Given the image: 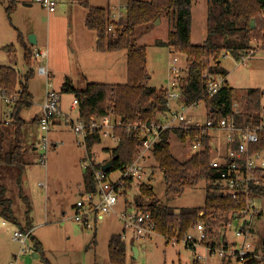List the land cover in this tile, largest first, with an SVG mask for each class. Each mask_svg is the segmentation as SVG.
<instances>
[{"label":"rangeland","instance_id":"374dc122","mask_svg":"<svg viewBox=\"0 0 264 264\" xmlns=\"http://www.w3.org/2000/svg\"><path fill=\"white\" fill-rule=\"evenodd\" d=\"M10 1L0 0V67L14 68L22 79L28 68L24 62V49L18 42V36L21 34L28 44L30 36H35L38 44L34 48L47 54L49 81L61 96L65 112L74 99L73 94L63 92L66 85H74L76 89L84 90L90 82L115 85L127 83V52L97 54L98 50L93 41L94 32L86 28L84 21V13L87 12L85 2L107 8L108 3L112 6L126 7L127 0H57V9L53 13H49L35 0H16V8L9 18L6 11ZM207 8L208 0H196L193 3L192 41L196 45L204 44L203 41H199V38L207 35ZM111 10L114 14L117 13L112 8ZM120 13L123 16L126 15L124 9H121ZM168 30V22L165 18L159 19V22H155L153 26H144L137 30L134 44L136 47H146L147 71L150 75L147 81L149 87L160 89L170 85L172 79L170 66L174 59L178 60L179 66L186 69L184 55L157 45L160 41H166ZM252 46L256 49V53L247 61L246 66L240 64L241 61L233 56L223 55L220 60L221 66L229 73L227 80L235 89L234 101L239 104L241 111L246 108L249 89H260L263 92L264 106V48L259 42H254ZM11 48L13 52L8 53ZM185 76L186 74L183 79ZM46 83L47 79L39 76L35 68L34 77L29 82L34 106L22 112L23 119L29 123L24 129L28 143L26 160L29 165L23 172L20 184L5 177L2 178V183L6 187L8 198L13 202L16 217L22 226H25L28 219L26 215L28 206L31 208L28 216L33 230L32 236L45 245L44 253L51 264H111L109 241L115 234L123 235L124 230L116 214L112 213L106 219L102 217V223L97 230L86 229L73 219L74 207L84 190L86 170L83 167V160L86 159V151L78 144V137L73 133L71 126L61 118L60 124H57L49 133V140L52 143H58V147H50L48 150L47 168L39 164V158L44 152L34 151L29 145L34 140L38 144L41 142V130L39 126L33 125L32 121L40 115ZM170 107L178 111L183 110L176 101L170 102ZM12 109L13 104L2 97L0 89L1 123L10 119ZM69 116L72 120H76L79 116L78 108L71 111ZM186 116L193 121L205 123V106L199 104L197 109H191ZM3 128L9 129L5 131L7 147L12 134L10 127ZM210 135L212 159L220 160L228 154V134L216 130L211 131ZM170 145L173 156L180 161H186L195 154L191 144L181 142L174 133L170 136ZM114 147V141L104 139L101 144L94 147L92 160L97 164L108 162ZM149 158L145 162L144 170L147 174L143 182L153 187L155 195L163 204L176 211L200 209L205 206L207 182L202 181L193 188H187L180 196H167L164 175L154 158L152 156ZM119 174L118 170L115 171L110 179L115 180ZM40 184H44L45 187H40ZM134 186V190L128 194V199L133 201L138 194V187ZM133 201L128 205L133 206ZM130 206L127 208L129 211L133 210ZM119 207L125 208L122 203ZM255 207L261 214L253 223L255 246L260 251L264 242L263 197L256 199ZM243 224L244 220L236 219L233 221L232 228L227 230L229 241L237 242L239 246L242 245V241L236 237L235 230L241 228ZM17 230H19L18 226L0 216V264H15L14 255L19 258L17 264H46L35 254L31 240L27 242V253H21L20 244L13 240V233ZM219 231L220 229L216 231V236L218 235L216 238L222 237ZM194 236L197 237V234L194 233ZM131 238L132 233L128 230L125 240L128 248L127 264H194L196 254L205 252L199 250L195 253L187 249L183 242L167 243L163 236L157 234L135 244L138 248V255L135 258ZM227 262L228 260L219 257H208L201 261L202 264H226ZM244 263L235 260L230 262V264ZM258 264L264 263L260 261Z\"/></svg>","mask_w":264,"mask_h":264},{"label":"trees","instance_id":"16d2710c","mask_svg":"<svg viewBox=\"0 0 264 264\" xmlns=\"http://www.w3.org/2000/svg\"><path fill=\"white\" fill-rule=\"evenodd\" d=\"M196 0H127L126 15L119 22L112 21L110 7H94L85 2L87 13L85 26L93 31L98 41L96 49L99 52H127V83L123 85L90 83L84 90L73 86H64L63 92L73 94L78 101L80 120L89 121L91 118H101L115 115L121 118L123 129L116 131L119 143L111 151L112 170L117 171L132 165L142 145V134L129 126L135 124L152 125L161 122L169 110L167 88H154L147 85L150 75L147 71L146 47H136L134 44L137 30L144 26H153L159 19L168 22L166 41H160L158 46L167 47L176 54L186 57L185 78L182 82V102L190 105L204 101L209 119H224L234 112L235 89L227 81L228 71L221 66L223 55L231 53L239 60L253 49L254 42L264 48V0H208L207 38L204 44L196 45L192 41V11ZM17 1L11 0L7 8L10 18L16 8ZM112 26L113 31L108 29ZM18 42L24 49V62L28 68L26 74L19 77L17 71L9 66L0 67V89L2 94L14 102L11 123L0 122V216L14 223L25 232L31 231L32 226L28 214L25 226H22L13 208V202L7 196V190L2 178L15 180L20 184L23 172L29 165L26 160L28 151L24 129L29 125L22 117L24 110L33 107V96L29 92V82L34 77L36 62L33 59V46L25 42L19 34ZM12 48L10 53H12ZM222 75L226 85L213 98L206 97L205 74ZM183 75V77H184ZM21 90V93H19ZM263 92L260 89H249L247 92L246 108L236 117L237 125L252 126L263 119ZM33 125H39L37 118ZM4 126L10 127L11 140L6 147L7 138ZM174 133L181 142L192 144L201 133L197 130L184 131L180 129L166 130L159 144L152 152V157L164 175L167 196H180L187 188H193L200 182L208 184L205 206L200 209H175L163 204L154 193L149 183H141L138 194L134 197L133 205L139 212H149L156 223L157 234L163 236L167 243L177 239L178 243L188 232L198 224L206 227L209 239L216 238V231L223 236L226 225L236 220L235 215L245 209L243 201H235L219 193L216 181L219 173L210 167L212 161V137L210 133L201 136L202 151L192 155L186 161L175 158L171 152L170 136ZM103 141L100 134L88 137L87 147H93ZM256 151L264 149V138L253 147ZM103 164H93L85 172V191L94 194L97 190L94 171L101 169ZM130 192L132 184L126 186ZM22 192V190H20ZM264 195L263 190H259ZM126 203L128 196L126 195ZM261 215V214H260ZM241 218V217H240ZM219 238V239H222ZM217 240L222 246L225 237ZM33 248L46 264H51L45 256L44 249L31 234ZM264 252V242L261 247ZM111 264H127V244L122 235L111 237L108 246ZM228 261L226 264H230ZM252 260L244 264H258ZM261 262L264 263V260ZM194 264H202L197 259Z\"/></svg>","mask_w":264,"mask_h":264},{"label":"built area","instance_id":"2783aa9c","mask_svg":"<svg viewBox=\"0 0 264 264\" xmlns=\"http://www.w3.org/2000/svg\"><path fill=\"white\" fill-rule=\"evenodd\" d=\"M49 13H53L57 9V0H35ZM121 9L126 12V7L117 6L113 10L117 13L112 14V21L119 22L123 17ZM110 26L109 32L113 31ZM264 36V28L262 30ZM253 47V46H252ZM247 55H242L239 59L240 64L246 66L247 61L250 60L256 53L253 48ZM233 56L231 53L225 57ZM33 59L36 62V70L38 74L47 79L46 95L42 105L43 115L41 117L39 128L42 136L40 137V144L37 145V150H41L43 155L39 158V164L43 168H47V152L50 147H58V143H52L48 135L54 126L55 119L61 113V96L54 89V86L49 81V71L47 67V54L37 48L33 49ZM172 79L170 85L167 87L169 110L161 122L152 125L135 124L129 126V133L133 130L142 134V145L139 150V155L136 161L125 169L118 170L119 176L115 180L110 177L114 173L110 169L105 172L103 168L94 171V180L97 190L94 194L86 193L76 204L73 219L86 229H94L98 217L109 216L115 213L118 219L124 226L125 233L130 230L132 233V240L134 243H139L153 235H157L156 223L149 212H139L136 207L133 210H127L126 195L129 191L126 186L128 183L139 185L144 183L147 172L144 170L145 162L152 155V152L159 144L162 134L166 130L180 129L184 131L197 130L201 133L191 144V149L194 155L199 154L202 147L201 136L211 131H224L228 134V154L220 160H213L210 167L219 173V178L216 184L219 185L218 192L221 195L230 197L235 201H243L245 209L235 215L237 220H244L241 228L235 230L236 237L242 241V245L237 242H230L227 236V230L232 228L233 222L226 225L225 241L222 246H219L217 240L219 238L209 239L206 233V227L203 224H198L192 228L188 234L179 242L184 243L187 249L193 250L197 253L199 250L205 252H198L196 259L204 261L208 257H219L223 260L249 262L252 260H264V252L262 249L257 250L255 246V233L253 223L256 217L260 214L255 207V201L258 197L264 195L259 190L264 191V149L256 151L253 147L261 142L264 138V111L263 119L260 123L252 126L237 125L235 117L241 112L239 104L234 103V112L224 119H209L207 116L206 106L204 101H197L190 105L182 102V82L185 68L179 66L177 59H174L170 66ZM206 79V97L213 98L218 95L226 85V78L222 75L205 74ZM21 93V90H19ZM2 97L10 104L14 105V101L2 94ZM176 101L182 107V111L174 110L170 107V102ZM199 104L205 106V123H200L188 119L186 113L191 109H197ZM73 105L77 106L78 101L74 100ZM165 118V119H164ZM11 116L6 124L11 123ZM73 133L78 137V144L86 151L88 137L95 134H100L102 139L112 140L119 143V137L116 136V131L123 129L124 125L121 118L115 115H108L101 118H91L89 121H82L68 119ZM92 159L89 152L83 162V166H93ZM40 187H45L40 184ZM124 205V209H118L120 204ZM248 219V221H247ZM5 225V223H4ZM197 234V237L194 236ZM32 231L25 232L17 230L13 233V240L20 244L21 253H27V242L31 240ZM123 240H126V235H123ZM222 238V237H220ZM222 238V239H223ZM222 239H219L220 242ZM177 244V239L172 241ZM13 264V263H11Z\"/></svg>","mask_w":264,"mask_h":264},{"label":"crops","instance_id":"0c3cea01","mask_svg":"<svg viewBox=\"0 0 264 264\" xmlns=\"http://www.w3.org/2000/svg\"><path fill=\"white\" fill-rule=\"evenodd\" d=\"M92 6H94V7H104V6H96V4H91ZM107 6L108 7H110V8H114V7H117V6H120V5H117V6H112L111 4H107ZM86 13L87 12H85L84 13V21H85V16H86ZM192 28H193V26H192ZM93 32V31H92ZM94 37H93V41L95 42V44L94 45H96V43H97V41H98V38H97V36H96V34L94 33V35H93ZM206 38H207V35H204V36H202L201 38H199L200 40L199 41H203L202 43H205V41H206ZM27 44H28V42H27ZM37 44H38V41H37ZM29 46H31L30 44H28ZM199 45V44H198ZM34 48V47H33ZM97 52V54H99L100 52L99 51H96ZM8 53H10V49L8 50ZM102 53V52H101ZM100 53V54H101ZM103 55L105 54V53H102ZM39 75V74H38ZM229 75V74H228ZM40 76V75H39ZM227 79H228V77H227ZM228 81V80H227ZM90 83H93V82H90ZM89 83V84H90ZM108 84H111V83H108ZM230 85V84H229ZM73 87L75 88V86L73 85ZM29 92L31 93V91H30V88H29ZM32 94V93H31ZM45 95H46V92H45V94H44V98H43V102H44V99H45ZM32 96H33V94H32ZM33 100H34V98H33ZM73 101H74V99H73ZM73 101H72V103L70 104V107H68V109H67V112H65L64 111V108H63V102H62V98H61V113H60V115H58L57 117H56V119H55V122H54V126H53V128L55 127V126H57V124H60V122H59V119H61L62 118V120H64L65 122H68V119H71L70 118V116H69V114L71 113V111H74L75 109H77L78 107L77 106H74L73 105ZM43 102H42V104L40 105V108H41V112H40V115H38V116H36L35 118H37L38 120H39V123H40V120H41V117H42V115H43V109H42V105H43ZM33 106H34V103H33ZM33 108V107H32ZM12 113V112H11ZM34 118V119H35ZM80 118V116H77V118H76V120H78ZM165 119V118H164ZM68 124H69V122H68ZM70 125V124H69ZM37 126H39V125H37ZM53 128L51 129V132L53 131ZM112 141V140H111ZM103 142V141H102ZM115 142V141H114ZM28 144V143H27ZM29 145H30V147L34 150V151H37V145H38V143L36 142V140H34V141H32V142H30L29 143ZM117 146V142H115V147ZM95 147V146H94ZM94 147H93V149H94ZM114 147V148H115ZM93 149H92V151H89L88 149H87V151H86V157H87V153L89 152V154H90V157H91V159H92V152H93ZM107 151H110V149H106ZM151 156V155H150ZM110 159H111V157H110ZM110 159H109V161L108 162H104L103 163V166H105L106 164H108L109 162H110ZM150 159V158H149ZM84 161V160H83ZM92 164H94L95 162H94V160H92ZM97 164V163H96ZM102 166V167H103ZM113 166V165H112ZM84 168H85V170H87L88 168H90V167H93V166H90V167H86V166H83ZM154 167V166H153ZM111 169H112V167H111ZM112 172H114V171H112ZM115 173V172H114ZM113 173V174H114ZM151 175H152V173H151ZM150 175V176H151ZM134 187L135 186H133L132 187V189L130 190V192H132V190H134ZM42 188H44V187H42ZM86 194V191H85V181H84V190H83V192H81V198L84 196ZM80 198V199H81ZM79 199V200H80ZM78 200V201H79ZM131 201H133V200H129L128 199V201H127V207H129L130 205H128V204H130L129 202H131ZM121 207V206H120ZM119 207V209L118 210H121L122 211V209ZM131 208H133V207H135L134 205L132 206H130ZM75 208V207H74ZM111 215H109V216H102V217H104L105 219L107 218V217H110ZM102 217H98V219H97V221H96V226H95V228L94 229H96L97 230V228L101 225V223H102ZM27 221V220H26ZM21 223V222H20ZM22 224V223H21ZM80 225V224H79ZM82 226V225H81ZM20 229V228H19ZM31 231H32V233H33V230L31 229ZM96 232V231H95ZM123 232V235H127V232L125 233V230H123L122 231ZM95 235H96V233H95ZM115 235H122L121 233H119V234H115ZM123 235H122V237H123ZM114 236V235H113ZM37 240V239H36ZM38 241V240H37ZM131 242H132V245H134L133 246V252H134V248H137V247H135V244L136 243H134L133 242V240H132V238H131ZM39 243H41V245H42V247H43V249L45 250V245H43V243H42V241H39ZM32 246H33V244H32ZM34 249V248H33ZM137 250H138V248H137ZM35 254H37L36 252H35ZM37 256H38V254H37ZM14 258H15V264H17V261H18V257H17V255H14L13 256Z\"/></svg>","mask_w":264,"mask_h":264},{"label":"water","instance_id":"95a60500","mask_svg":"<svg viewBox=\"0 0 264 264\" xmlns=\"http://www.w3.org/2000/svg\"><path fill=\"white\" fill-rule=\"evenodd\" d=\"M157 22H159V20H157L156 23H157ZM29 44H30L31 46H33V47H35V46L37 45V39H36L35 36H30V38H29ZM112 165H113V162L110 161L108 164H106V165L103 166L102 168H103V170H104L105 172H108V171L111 169ZM134 253H135V258H137V255H138V250H137V248H134Z\"/></svg>","mask_w":264,"mask_h":264}]
</instances>
